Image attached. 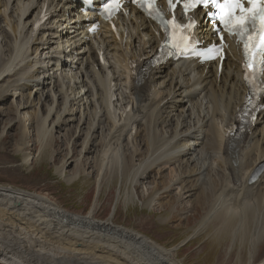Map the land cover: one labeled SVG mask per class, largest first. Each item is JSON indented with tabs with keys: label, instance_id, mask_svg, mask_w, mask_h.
I'll list each match as a JSON object with an SVG mask.
<instances>
[{
	"label": "bare ground",
	"instance_id": "bare-ground-1",
	"mask_svg": "<svg viewBox=\"0 0 264 264\" xmlns=\"http://www.w3.org/2000/svg\"><path fill=\"white\" fill-rule=\"evenodd\" d=\"M78 7L79 0H0V122L13 98L14 117L6 127L20 134L11 150L25 167L43 163L55 134L80 112L75 135L87 130L84 155L73 158L69 145L56 175L65 182L85 176L67 172L86 169L85 156L100 144L91 160L97 181L116 172L123 191L131 186L130 196L121 198L126 206L136 203L139 180L154 168L161 173L174 166L165 192L177 188L178 199L201 209V219L186 240L164 246L114 225V215L99 220L97 200L87 214H74L47 195L0 186V264H185L179 251L201 235L224 250L225 264H264V110L254 126L238 133L247 87L237 53L231 49L220 74L218 65L195 61L158 65L163 36L137 10L120 15L116 30L103 26L94 36ZM41 13L47 20L35 28ZM200 16L195 13V34L208 42L211 28ZM122 89L128 109L113 100ZM131 141L151 157L134 164V155L129 167ZM157 201L148 196L142 206L152 210Z\"/></svg>",
	"mask_w": 264,
	"mask_h": 264
},
{
	"label": "rangeland",
	"instance_id": "rangeland-1",
	"mask_svg": "<svg viewBox=\"0 0 264 264\" xmlns=\"http://www.w3.org/2000/svg\"><path fill=\"white\" fill-rule=\"evenodd\" d=\"M54 81L55 83H58L57 78H55ZM29 91L33 93V96H38V92L34 90V87H32V89L30 88ZM122 93L116 92V96L113 99L116 100L117 103L118 98V103H121V107L125 109V107L127 108L125 90ZM124 94L125 96H123ZM13 100V98H10V100L4 105V109L6 113L9 112V115L7 114L8 116L6 115V117L0 122V143L2 145L5 144L4 146L6 147L3 151L0 150V186H9L31 193L47 195L54 202H56L60 208L74 214H87V212L90 210V207H92V205L95 203V200H97L98 212H96V217L99 220H106L110 216L114 215V225L131 230L140 235H144L159 245H176L186 240L192 234L193 228L196 227L201 219V209H193L187 199H178L181 197V195L177 188L165 192L167 189L166 187L168 185L170 186L173 173H176L177 169L174 166H171L169 169L164 170L161 173H158V170L154 168L151 172V177L149 176L145 179V181L141 180L142 182L139 180L140 186L138 185L139 187H136V192L134 191L137 201L135 200L136 203L126 206L122 204L121 198L124 197L126 199L130 196L131 186H127L125 191H123L124 185L118 181L119 179H116V172L113 171L114 174L112 175H110L111 173L109 174V172H106L103 176V180L100 183L97 181V173H99V169L98 166L91 164V160L93 159L94 155L97 154V151L101 149L99 146V139L101 136H99L98 139L96 138V142L99 144H97L98 147L96 152L89 156H85V159H90L88 162L89 165L85 166L86 169H73V167H71L68 170L69 173L67 172V175H69L72 172L75 173L77 170L81 172V174L82 171H85L87 172L85 176L82 175L78 180L72 182L66 181V183L64 178L56 175V166H59L65 160L69 145L72 146L71 150L73 149V158L78 157L81 154L84 155L83 143L87 137V130L85 129L83 131L85 133L82 132L83 134H81L80 137H76L75 135V128H77L79 122L80 112H78L76 115L77 120L74 123H70L69 127L67 128V130L69 129L68 140H65L63 137L65 133H67V130L57 132V134L54 136L53 142L50 143L49 150L46 151L47 153H43V155H45L43 163L38 164L35 162V165L33 164L31 167H25V165H23V157H21L20 154H17L14 150H11L12 147H10V145L15 144L20 138L18 128L14 127L13 129H9V127H6L7 124L10 123V120H12L14 117V110L12 107ZM18 102H20V99H18ZM10 111L12 112L11 114ZM33 139L34 137L28 141H32ZM6 142L8 143L6 144ZM132 146L135 147L132 148ZM143 147V144L139 147H136L135 143H132V141L130 142V146L127 147L129 153L127 151L126 154L124 151L128 159V164L130 163L129 167L133 166V164L131 165L130 160L134 155H136L135 159H137L135 160L134 164L138 161L144 160L145 157H151L149 152L147 154L146 147ZM134 152H136V154ZM36 153L37 148H33V150L29 152L31 156L37 155ZM52 154L53 158L52 161H50V156ZM109 177H111V179ZM194 183L195 182H192L193 185L191 183L184 184L183 189L187 187L189 188L191 185L194 187ZM202 188L203 187H201L200 190ZM151 194L156 195L159 199V202L157 201L158 205L152 206V210H149L142 206V201H144L146 197L152 196ZM119 197L121 200H119L118 203ZM218 224H220V221L219 223H215V225ZM192 241V245L189 244L190 246L187 245L181 248L179 251V256L180 258L184 259L185 264H225L224 250L222 248L216 249L215 247H212L209 242L211 240L207 239L205 235L198 237L196 236L192 238ZM222 243L223 245H226L225 242ZM231 261L232 259L229 261V264Z\"/></svg>",
	"mask_w": 264,
	"mask_h": 264
},
{
	"label": "snow or ice",
	"instance_id": "snow-or-ice-1",
	"mask_svg": "<svg viewBox=\"0 0 264 264\" xmlns=\"http://www.w3.org/2000/svg\"><path fill=\"white\" fill-rule=\"evenodd\" d=\"M113 3H116V0H112ZM147 3L153 4L155 0H146ZM247 2L253 5V9H245L242 4V0H186L185 9L187 10L190 6H195L196 4H203L205 7H208L209 4L218 8V19L222 24L225 25L226 30L231 34L235 33L240 36L242 39L249 35L247 25L250 23L255 29L256 19L259 16L262 26H264V7L260 8L258 11L255 10V5L260 2V0H247ZM169 6H172V0H168ZM108 5H105L106 10ZM237 11L239 15H236ZM252 11V15L245 16V13ZM172 23V22H169ZM185 28L191 27V25L182 26ZM261 41V55H264V35L260 37ZM171 43V35L170 40ZM184 41L181 40L179 43H173V47H181V44ZM254 47V45H253ZM244 50L245 54L248 55L250 52V44L247 39L244 40ZM218 50L213 47L209 48L206 53H196L197 55L203 56L204 59H209L214 53ZM248 64L246 67H250Z\"/></svg>",
	"mask_w": 264,
	"mask_h": 264
}]
</instances>
